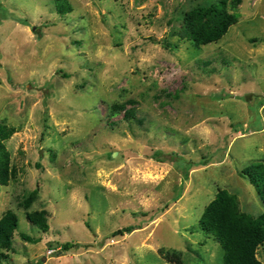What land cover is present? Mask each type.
Wrapping results in <instances>:
<instances>
[{"label":"rangeland","instance_id":"rangeland-1","mask_svg":"<svg viewBox=\"0 0 264 264\" xmlns=\"http://www.w3.org/2000/svg\"><path fill=\"white\" fill-rule=\"evenodd\" d=\"M216 1L69 0L61 14L56 0H0V123L19 128L18 175L0 189V219L19 217L3 264H176L161 250L224 264L199 228L205 206L225 188L264 211L241 174L264 162V0H243L238 23L197 48L183 15ZM38 210L48 232L27 218Z\"/></svg>","mask_w":264,"mask_h":264},{"label":"trees","instance_id":"trees-1","mask_svg":"<svg viewBox=\"0 0 264 264\" xmlns=\"http://www.w3.org/2000/svg\"><path fill=\"white\" fill-rule=\"evenodd\" d=\"M57 10L61 14L72 11L69 0H56ZM243 0H217L208 5H200L192 8L183 15L180 35L190 41L195 47L201 48L210 43L219 42L238 23L239 16L235 12ZM259 39H252L257 42ZM264 41V38L262 39ZM134 103V101H131ZM124 113V118L138 120L136 106L127 107L126 104L112 106L111 114ZM19 131L15 126L0 123V189L8 186L10 181L18 175L15 166L12 165L11 152L7 141ZM155 160H164L155 154ZM241 174L254 186L259 197L264 203V162H252L241 171ZM38 190L32 191L23 201L22 205L28 209L38 199ZM30 222L48 232V212L38 210L27 212ZM19 227V217L8 210L0 219V264L10 260L9 252L13 249L15 232ZM199 228L206 235L213 236L224 250V264H264L258 258V251L264 245V211L259 215H252L243 211L238 196L229 190L219 189L215 197L205 206L199 220ZM132 226L125 227L117 234L131 232ZM25 240L33 239L22 234ZM65 250H70L75 243L67 242ZM161 253L165 260L171 263L183 264L182 256L178 253Z\"/></svg>","mask_w":264,"mask_h":264}]
</instances>
